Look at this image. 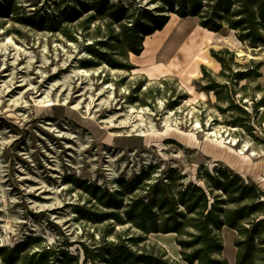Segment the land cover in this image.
<instances>
[{"label": "rangeland", "instance_id": "rangeland-1", "mask_svg": "<svg viewBox=\"0 0 264 264\" xmlns=\"http://www.w3.org/2000/svg\"><path fill=\"white\" fill-rule=\"evenodd\" d=\"M96 1L0 0V264L13 262V250L23 244L26 251L17 264L30 263L42 253H48L49 264H57L64 253L76 257L78 264H92L85 263L86 250L95 256L117 245L118 235L140 234L130 224L82 220L78 207L110 211L84 190L85 185L100 194H115L121 191L120 182L131 183L153 168L149 187L158 188L174 171L182 177L175 176L172 183L177 193L181 183L205 187L200 177L225 169L264 193V107L251 114L253 132L233 127L237 113L229 109L226 89L222 101L206 89L212 80L226 83L214 55L228 52L240 65L230 62L233 72L253 62L262 66V77L247 92L240 91L246 82L236 87L230 83L229 90L237 92L231 96L237 104L244 94L259 100L264 93L254 90L257 84L264 89V48L212 47L209 40L214 37L197 29L199 21H188L184 24L208 42L184 66L178 64L185 59L178 49L159 59L179 18L167 7L169 22L146 37L140 56L115 51L119 63L134 68H114L92 54L100 46H91L94 41L83 29L82 23L93 17L90 32L101 27L103 37L111 35L106 27L110 20H97ZM107 1L137 14L140 7L157 6L153 0ZM66 8L72 17H80L47 30V23L55 22ZM222 34L229 36L228 31ZM250 100L243 101H248L243 107L248 112ZM181 151L184 159L177 163L173 155ZM182 168L189 174L183 175ZM130 197L121 196L125 207ZM222 235L231 243L226 255L232 254L236 235ZM148 238L181 259L175 235Z\"/></svg>", "mask_w": 264, "mask_h": 264}, {"label": "trees", "instance_id": "trees-1", "mask_svg": "<svg viewBox=\"0 0 264 264\" xmlns=\"http://www.w3.org/2000/svg\"><path fill=\"white\" fill-rule=\"evenodd\" d=\"M153 3L157 4L154 9L140 7L137 14L124 5L109 4L107 0L96 1L93 7L98 13L97 20H110L106 27L111 35L103 37L101 27L91 33L93 17L84 21L83 29L88 32L86 38L94 41L91 46H100L92 50V54L114 68L133 69V66L126 68V65L119 63L115 51L122 56H140L144 52L146 37L162 31L169 22L170 15L165 14L167 7L181 18L197 17L200 26L209 31L219 33L227 27L235 31L243 44L264 48V0H153ZM81 6L86 10L85 3H81ZM68 9L60 10L54 24L47 23V30L55 31L58 27L62 28L68 18L73 21L80 17L76 12L72 17ZM114 25H117V29L113 28ZM59 30L66 34L65 29ZM225 53L230 55L229 59L222 56ZM214 57L222 67L219 76L226 83L212 80L206 89L216 94L219 101L223 100L221 95L226 89L229 109L237 113L230 125L253 132L251 114L264 107V95L256 100V96L248 98L244 94L237 104L235 97L231 96V93L237 95V92L229 90V86L230 83L236 87L246 82L240 91L247 92L250 85L262 77V66L253 62L233 72L230 68V62L234 63L233 54L219 52ZM254 91L264 93L259 84ZM247 99L252 101L250 112L243 108L247 106L248 101L243 102ZM256 124L262 128V124ZM153 174L154 170L150 168L131 183L120 182L121 191L115 194H100L98 189L89 185L83 187L110 211L98 213L86 207H78L77 213L82 220L93 224L113 220L115 225L130 224L140 232L139 235L131 234L127 237L118 235L117 245L112 244L110 249L95 256L86 250L85 263L230 264L224 256L222 235L223 229L227 227L236 231V264H264V193L255 184L248 183L228 170L218 169L200 177L205 187L195 183H181L179 191L175 193L172 183L175 176L182 179L179 173H168L161 179L158 188L148 185ZM139 192L146 193V196L137 195ZM124 195L132 196L126 207L121 199ZM152 234L175 235L181 259H175L162 245L149 240ZM25 246L23 244L13 250L15 260L9 264L20 261L19 255L26 251ZM64 255L63 259L56 261L57 264H78L76 257L66 253ZM47 256L48 253H42L36 260V256H33L30 263L26 264H49Z\"/></svg>", "mask_w": 264, "mask_h": 264}, {"label": "bare ground", "instance_id": "bare-ground-1", "mask_svg": "<svg viewBox=\"0 0 264 264\" xmlns=\"http://www.w3.org/2000/svg\"><path fill=\"white\" fill-rule=\"evenodd\" d=\"M176 15V14H175ZM178 21L175 23V25L172 27V33H171V39L165 44L163 48H161L158 52L159 59H165L164 57L167 55H173L175 50H180L182 52V56L185 58L182 61L179 60L178 64L180 66H184V63L189 62L191 60L192 56L198 52L207 42L208 40H205V38L202 36L199 31H203L207 33L209 39L210 37H214L209 40V45L212 47H230L233 50H236L239 48L243 43L238 39L236 36V33L234 30H230L229 28L225 27L221 32L215 33L212 31H209L205 28H203L200 25H197V29H189L184 23L188 21H194L198 22L197 17H187V18H181L177 17ZM229 32V36L222 34L223 32ZM158 31L155 33L157 34ZM150 37V36H149ZM147 37V39L149 38ZM264 81V78H262ZM173 159L178 163L181 162L184 159L182 151L179 155H173ZM202 163H205V159L200 160ZM177 168H179L180 164H175ZM182 167V166H181ZM182 174L188 175V169L182 168ZM225 232H230L233 237L236 235V231L229 229L225 227L223 229ZM173 234H168L165 236H172ZM228 249L231 248V243L228 241ZM236 248H232V260H234L235 251ZM226 251V250H225ZM226 253V252H225Z\"/></svg>", "mask_w": 264, "mask_h": 264}, {"label": "water", "instance_id": "water-1", "mask_svg": "<svg viewBox=\"0 0 264 264\" xmlns=\"http://www.w3.org/2000/svg\"><path fill=\"white\" fill-rule=\"evenodd\" d=\"M253 49H263V48L260 47V48H253ZM223 239H224V245H225V250H226V251H224V256L229 260L230 264H236V253H235V256H234V260H232V254L231 253L228 254V255H226L227 254V251L229 250L228 249V245H227L228 244V241H227V239H226L225 236H223Z\"/></svg>", "mask_w": 264, "mask_h": 264}]
</instances>
